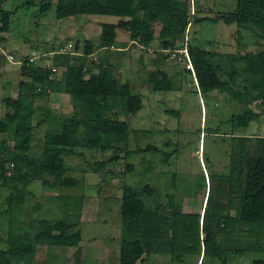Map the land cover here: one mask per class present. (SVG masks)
<instances>
[{
	"label": "trees",
	"instance_id": "obj_1",
	"mask_svg": "<svg viewBox=\"0 0 264 264\" xmlns=\"http://www.w3.org/2000/svg\"><path fill=\"white\" fill-rule=\"evenodd\" d=\"M54 1L58 19L86 14L120 18L115 24H100L97 46L92 40H85L81 56L56 53L52 63L63 67L60 78L50 76L49 67L35 66L25 57L20 72L27 79L18 82V92L27 101L20 105L16 98L2 99L0 146L4 149L0 152V188L7 186L9 193L4 200L8 229L6 247H0V264H34L42 243L78 248L81 233L73 220L81 216L84 195H58L63 218L27 219L28 228L22 226L24 221L20 219L28 213L24 202L31 194L30 184L39 182L45 189L82 184L80 179L65 174L70 171L65 155H76V150L83 147L113 151V160L118 159V151H124V156L161 151L154 145L127 148L130 127L128 120L121 117L142 109L140 95L132 93L129 81L118 79L114 62L106 59L108 55L99 54L94 61L88 59L95 49L109 53L115 44L116 28L128 32L132 43L144 51L155 40L171 53L186 46L199 91L205 95L224 92L242 104L224 122L230 126V131L222 132L229 137L228 165L223 172L210 171L207 175L208 189L201 212H183L170 194L166 204L149 202L156 194L148 185L139 190L121 185L117 264H143L139 262L141 258L155 254L168 255L179 263L184 257L194 255L227 264L232 255L259 252L263 257L252 264H264V135L245 136L235 132L261 116L262 109L255 112L247 105L264 106V50L245 52L242 56L224 55L222 66L214 52L184 43L186 26L193 21L235 22L238 33L251 31L255 26L264 30V0H236L234 10L216 18L198 17L197 12L191 15L187 0ZM51 2L47 0L41 11H47ZM1 5L0 1V8ZM10 15L9 11L0 10V33L7 31ZM159 73L161 80L156 77ZM148 83L154 90H173L163 71L151 70ZM52 92L66 94L72 107L70 113L60 114L53 109L49 102ZM26 103L28 111L22 106ZM166 111L178 115L171 109ZM45 124L48 127L42 137V150L36 154L32 151L34 131ZM217 131L218 128H208L205 133L219 135ZM163 153L166 162L170 154ZM205 160L210 163L208 158ZM8 165L10 173L6 176ZM126 167L130 168V164ZM171 177L175 187L177 175Z\"/></svg>",
	"mask_w": 264,
	"mask_h": 264
},
{
	"label": "rangeland",
	"instance_id": "obj_2",
	"mask_svg": "<svg viewBox=\"0 0 264 264\" xmlns=\"http://www.w3.org/2000/svg\"><path fill=\"white\" fill-rule=\"evenodd\" d=\"M0 1V10L11 13L7 31L0 33V115L4 109V97L16 98L20 105L27 101L17 90V82L21 78L18 64L8 62L7 54L12 53L14 59H19V54L26 50L24 54L28 52L27 55L35 58L40 57L39 53H45L55 43L84 45L87 39H92L96 47L100 24H115L120 18L116 15L86 14L61 20L55 15L54 0H51V6L45 12L40 8L47 0ZM235 6L236 0H200L196 4V11L198 17L216 18L234 10ZM62 21L65 24L61 25ZM236 29L235 22L226 24L222 20L217 23L193 21L185 32L184 43H192L214 52L216 61L222 66L224 55L242 56L245 52L264 50V30L261 27H252L251 31L239 30L240 33ZM115 32L119 42L130 41L128 32L120 28ZM133 47L136 49L117 54L116 60L113 55L104 53L105 56L108 55L107 61L114 62L118 79L122 82L130 81L132 93L139 94L141 98L142 109L137 114L121 117L128 120L130 127L127 148L154 145L161 151L129 156H124V151H118V159L113 160V151L78 148L76 155H65L70 167V171L65 174L80 179L82 184L55 189H45L39 182L30 184L28 189L31 194L24 202V210L28 213L20 217L24 221L22 226L26 228L27 219L32 221L36 217H64L59 194L84 195L81 216L73 220L78 223L76 228L81 233L78 248L42 243L36 251L34 264H117L122 184L131 185L136 190L146 185L154 188L156 197L149 198V202L166 204L167 195L170 194L183 212H201L208 189L207 175L210 171L220 173L226 170L229 137L222 132L230 131V126L224 122L231 113L242 108L241 102L228 97L224 92L202 94L188 64L185 66L186 63L176 53L162 49L156 40L148 51L137 48L136 44ZM96 58V55L88 57L93 61ZM151 70L167 73L173 90H154L148 83ZM156 77L158 80L162 79L160 73ZM49 101L57 113L67 114L72 111L65 95L54 96ZM22 106L26 108L27 103ZM247 106L255 112L262 109L261 116L247 128H238L235 132L245 136L264 135V106L258 103ZM28 109L29 107L26 108L27 111ZM167 109L178 112V115H171ZM47 127L48 124H45L34 131L32 151L36 154L42 150V137ZM208 128H218L219 135H206ZM3 149L4 146H0V152ZM163 151L170 154L166 162H163ZM128 164L130 168L127 169ZM147 166L151 168L148 170ZM9 173L8 165L5 175L8 176ZM172 174L177 175L175 187H172ZM8 193L7 186L0 188L1 248L6 247L4 239L8 219L3 210ZM34 206L36 209H31ZM72 217L73 215L70 216ZM262 257V252L232 255L227 264H252ZM140 260L143 264H221L205 257L198 259L194 255L184 257L182 263L168 255L158 254Z\"/></svg>",
	"mask_w": 264,
	"mask_h": 264
},
{
	"label": "crops",
	"instance_id": "obj_3",
	"mask_svg": "<svg viewBox=\"0 0 264 264\" xmlns=\"http://www.w3.org/2000/svg\"><path fill=\"white\" fill-rule=\"evenodd\" d=\"M62 19H68V18H61V20ZM69 20V19H68ZM90 23V22H89ZM88 23V24H89ZM116 23V22H115ZM61 25H63V24H65L63 21H62V23H60ZM117 29V28H116ZM116 31V30H115ZM89 40H92V39H89ZM93 41V40H92ZM93 43H94V41H93ZM56 44V43H55ZM53 44L52 45V47L49 49V50H46L45 51V53L43 52V53H39V55H40V57H37V58H35L34 60H32V62L34 63V65L35 66H39V67H42V68H46V67H49V68H51V67H55L56 68V71L55 72H51V75L50 76H52V77H57V78H60L61 77V74H62V70H63V67H61V66H58V65H55V64H53L52 63V60H53V56L57 53L56 51L59 49V48H61V47H63V46H65L67 43H59V44ZM133 44L134 43H132V41L130 40L129 42H119L117 39L115 40V44L113 45V47H110L109 49H110V51H109V54H111V55H113L114 57H115V60L117 59L116 58V56H117V54H123L124 52H126L127 50H131L132 48H133V50L134 49H136L135 47H133ZM96 44L94 43V46H95ZM135 45V44H134ZM82 46H84V45H82V43L81 44H78V46H76V44H75V49H76V47H78V49H77V51L78 52H83V50H81L82 49ZM137 48H140V47H138L137 46ZM141 49V48H140ZM26 51V50H25ZM25 51L23 52V53H20L19 54V56L20 57H22V58H25V57H29V55H27L28 54V52H27V54H24L25 53ZM99 54H101V56H104V53L100 50V51H98L97 49H95V51L92 53V54H90L89 55V57L90 56H92V55H96V57H98L99 56ZM98 60V59H97ZM20 67H21V64H18V68H19V72H20ZM93 70L94 71H96V69L95 68H93ZM20 74H21V72H20ZM23 79H27V77L26 76H22V74H21V78L18 80V82L20 81V80H23ZM18 82H17V90H18ZM130 82V81H129ZM19 93V92H18ZM19 95H21V94H19ZM18 95V96H19ZM57 95H65L66 96V94L65 93H60V92H52L50 95H49V100H50V98L52 99L54 96H57ZM21 96H23V95H21ZM68 98V97H67ZM50 102V101H49ZM258 135H260V134H258Z\"/></svg>",
	"mask_w": 264,
	"mask_h": 264
},
{
	"label": "built area",
	"instance_id": "obj_4",
	"mask_svg": "<svg viewBox=\"0 0 264 264\" xmlns=\"http://www.w3.org/2000/svg\"><path fill=\"white\" fill-rule=\"evenodd\" d=\"M188 1V5H189V13L191 14V15H193V14H195L197 11H196V4L200 1V0H187ZM189 26H191V24L189 23L188 24V26H186V29H185V32L187 31V29H188V27ZM1 48V47H0ZM168 51H170L171 52V50H168ZM57 53H66V54H69V55H71L72 57H77V56H81V54H82V52L80 53V52H78L76 49H75V45H73V44H66L65 46H63V47H61V48H59L57 51H56ZM173 53H176V55H179V57H181V58H179V59H182L185 63H186V65L185 66H187V64H188V68H191V65H190V63H189V61H190V58H189V54H188V50H187V48H186V46L183 48V49H181V50H179V51H175V52H173ZM6 57H7V59H8V62H14L15 64H22L24 61H25V59L24 58H22V57H20L19 59H14L15 58V56L11 53V54H7L6 55ZM35 58H37V57H35ZM35 58H31V56H29L28 57V61H32V60H34ZM70 62H72V61H70ZM191 70H192V68H191ZM50 71L51 72H55L56 71V68L55 67H51L50 68ZM193 71V70H192Z\"/></svg>",
	"mask_w": 264,
	"mask_h": 264
}]
</instances>
